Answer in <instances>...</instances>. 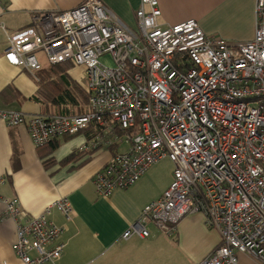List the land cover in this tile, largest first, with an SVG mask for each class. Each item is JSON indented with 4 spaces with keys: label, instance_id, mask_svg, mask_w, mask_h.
<instances>
[{
    "label": "built area",
    "instance_id": "built-area-1",
    "mask_svg": "<svg viewBox=\"0 0 264 264\" xmlns=\"http://www.w3.org/2000/svg\"><path fill=\"white\" fill-rule=\"evenodd\" d=\"M158 3L141 0L137 30L102 0H85L7 32L4 55L13 65L36 73L43 50L49 64L83 66L90 109L27 117L0 107V120L25 125L37 147L98 124L102 133L80 151L124 147L94 175L101 196L133 186L169 158L172 182L122 237H148L150 222L172 235L186 216L202 213L222 242L198 264H239L238 252L264 264V0L256 2L254 38L238 43L207 35L195 19L161 25ZM5 181L0 177V186ZM2 200L3 219L16 221L18 257L25 264L58 261L64 228L46 216L50 210L27 219L18 198ZM55 205L70 217L67 199Z\"/></svg>",
    "mask_w": 264,
    "mask_h": 264
},
{
    "label": "crops",
    "instance_id": "crops-1",
    "mask_svg": "<svg viewBox=\"0 0 264 264\" xmlns=\"http://www.w3.org/2000/svg\"><path fill=\"white\" fill-rule=\"evenodd\" d=\"M85 0H0V107L23 111L27 117L45 112L31 99L38 89V74L8 62L4 52L14 33L33 23L36 15L76 7ZM128 28L137 30V11L141 0H102ZM161 25H174L188 19L198 21L207 35L230 43L254 38L257 0H158ZM146 10L150 6L146 5ZM108 59V57H107ZM46 67L42 65V68ZM71 76L84 87L85 69L75 65ZM12 85L6 97L1 92ZM83 134L58 137L52 161L42 159L25 125H7L0 120V264H25L15 253L16 221L5 218L3 198H18L34 218L49 209L46 216L64 228L58 241L65 244L62 257L46 264H198L217 248L220 233L207 225L202 213L186 216L177 231L167 235L152 222L150 235L122 237L139 220L142 210L159 199L173 179L163 181L162 159L145 172L133 186L101 196L94 175L124 147L99 148L83 153L79 159L65 160L87 142ZM174 171V163L171 161ZM67 199L72 206L67 217L55 203ZM243 254V253H242ZM244 264H260L243 254Z\"/></svg>",
    "mask_w": 264,
    "mask_h": 264
},
{
    "label": "trees",
    "instance_id": "trees-1",
    "mask_svg": "<svg viewBox=\"0 0 264 264\" xmlns=\"http://www.w3.org/2000/svg\"><path fill=\"white\" fill-rule=\"evenodd\" d=\"M74 66V62L67 60L57 64H49L37 71L38 89L31 99L39 103L45 112H51L50 114H83L89 111L87 90L70 74V70ZM14 90L13 86L9 85L1 92V96L6 97ZM98 132L102 133V128L96 123L84 131L88 139H92ZM57 139L38 147V153L42 159L47 158L48 162L52 161V155L58 146ZM83 153L86 151L73 153L65 161L71 162L79 159Z\"/></svg>",
    "mask_w": 264,
    "mask_h": 264
},
{
    "label": "rangeland",
    "instance_id": "rangeland-1",
    "mask_svg": "<svg viewBox=\"0 0 264 264\" xmlns=\"http://www.w3.org/2000/svg\"><path fill=\"white\" fill-rule=\"evenodd\" d=\"M37 58L40 61V63L43 66H48L49 62H48V58L46 56L45 51L41 50V51H37L36 52ZM164 164L162 165V175H163V181H166L170 178V176L172 175L173 172V165L170 164L171 160L169 158H166L163 160ZM244 254V253H243ZM241 252H238L237 255L239 257V264H244V256Z\"/></svg>",
    "mask_w": 264,
    "mask_h": 264
}]
</instances>
